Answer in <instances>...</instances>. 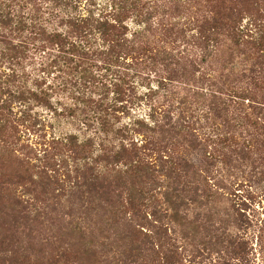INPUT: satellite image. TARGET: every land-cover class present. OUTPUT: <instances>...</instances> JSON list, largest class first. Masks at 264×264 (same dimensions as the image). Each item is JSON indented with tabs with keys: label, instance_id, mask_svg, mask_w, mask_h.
Returning <instances> with one entry per match:
<instances>
[{
	"label": "trees",
	"instance_id": "obj_1",
	"mask_svg": "<svg viewBox=\"0 0 264 264\" xmlns=\"http://www.w3.org/2000/svg\"><path fill=\"white\" fill-rule=\"evenodd\" d=\"M257 261L264 0H0V264Z\"/></svg>",
	"mask_w": 264,
	"mask_h": 264
},
{
	"label": "rangeland",
	"instance_id": "obj_2",
	"mask_svg": "<svg viewBox=\"0 0 264 264\" xmlns=\"http://www.w3.org/2000/svg\"><path fill=\"white\" fill-rule=\"evenodd\" d=\"M37 110H39L40 111V113H42V114H44V116H46L47 117V113L46 112H44L41 108H37ZM49 117H50V115H49ZM65 124H62V125H57V130H59V129H64L65 128ZM21 129L22 130H24V128L23 127H21ZM221 207H222V205H221ZM191 210V209H190ZM206 210V209H205ZM205 210H201V214L202 215H204L205 213H206V211ZM190 212V216H192V211H189ZM257 264H261V262L260 261H257Z\"/></svg>",
	"mask_w": 264,
	"mask_h": 264
}]
</instances>
